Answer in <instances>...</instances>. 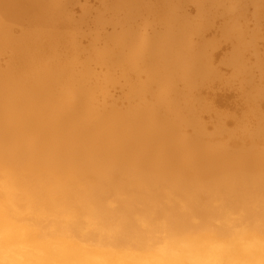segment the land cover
Masks as SVG:
<instances>
[{
    "label": "bare ground",
    "instance_id": "6f19581e",
    "mask_svg": "<svg viewBox=\"0 0 264 264\" xmlns=\"http://www.w3.org/2000/svg\"><path fill=\"white\" fill-rule=\"evenodd\" d=\"M0 264H264V0H0Z\"/></svg>",
    "mask_w": 264,
    "mask_h": 264
},
{
    "label": "rangeland",
    "instance_id": "374dc122",
    "mask_svg": "<svg viewBox=\"0 0 264 264\" xmlns=\"http://www.w3.org/2000/svg\"><path fill=\"white\" fill-rule=\"evenodd\" d=\"M75 4H78V2L77 3H75ZM80 4H82V2H80ZM77 7H80V5H76V6H74V8H77ZM70 14H73V13H78V9H70ZM78 16H79V14H78ZM68 65H71V64H68ZM116 71H113V73H115ZM84 84H87V83H84ZM83 84V85H84ZM116 93V95H119L118 94V92L116 91V90H113L112 92H111V94L112 93ZM75 97V99L76 100H79V99H81V96L80 95H75L74 96ZM104 97V95H101V94H98V95H95L90 101H89V103H94V104H99L98 106H102L103 104H100V99L101 98H103ZM225 144H227V143H218V145L217 146H221V145H224L225 147H224V149L226 150V149H228V146H226Z\"/></svg>",
    "mask_w": 264,
    "mask_h": 264
}]
</instances>
